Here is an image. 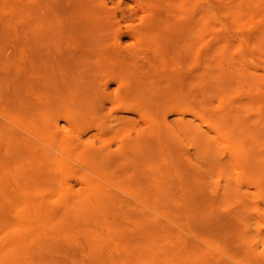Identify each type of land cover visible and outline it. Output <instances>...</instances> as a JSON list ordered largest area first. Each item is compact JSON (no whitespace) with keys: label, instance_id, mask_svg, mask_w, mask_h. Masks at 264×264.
I'll list each match as a JSON object with an SVG mask.
<instances>
[{"label":"rangeland","instance_id":"374dc122","mask_svg":"<svg viewBox=\"0 0 264 264\" xmlns=\"http://www.w3.org/2000/svg\"><path fill=\"white\" fill-rule=\"evenodd\" d=\"M76 1L0 0V264H264V0Z\"/></svg>","mask_w":264,"mask_h":264},{"label":"bare ground","instance_id":"6f19581e","mask_svg":"<svg viewBox=\"0 0 264 264\" xmlns=\"http://www.w3.org/2000/svg\"><path fill=\"white\" fill-rule=\"evenodd\" d=\"M77 1H78V0H77ZM77 1H76V3H75V4H76V7H78V6L80 7V5L84 4V5L81 6L82 9L79 8V9H80V12H79V13H81V16H83L84 14L87 13V15H85L83 18L85 19L86 17H87V18H88L89 16L91 17V19H90V17L87 19V20H89V21H87V20L85 21V20H84V22H83L84 25H87V27L90 28L89 25H90L91 23H94L97 27H96L94 24H91V26H94V27H95V28H94V27H91V28H93L94 30H101V29H98V28H100V26H101V28H102L103 26L100 25V23H101V24H103V23H102V22L99 23V21H100L99 16H98V15H95V17H94V16H91V15H94V13L96 12V10H95L96 8H95V7H94L95 9L93 8V9L95 10V11H94L93 9H91L90 6H87V5H89V4H88V3H89L88 0H86V1H88V3H87L85 0H83V1H82V4H80V3H81V0H80V2L78 1V3H77ZM157 1L159 2L160 0H157ZM157 1H155V2H157ZM161 1H163V0H161ZM83 2H84V3H83ZM85 2H86L87 5L85 4ZM84 6H87L88 9H89V7H90L91 10H88V11H87V8L84 7ZM83 7H84L85 9H84ZM83 9H84V10H83ZM82 10H83V12H81ZM85 10H86V11H85ZM97 10H98V9H97ZM93 11H94V13H93ZM88 12H90V14H89ZM91 12H92L93 14H92ZM159 12H160V14H158V11H157V14H156L157 16L155 15L156 17H154V20L156 21V19H158V18L161 17V19L163 18V22H164L163 24L161 23V24H162L161 26L164 27V26L170 25V24H169V21H168V20H169L168 18H166V19H168V20H166V21H168L167 23H166V21H164L165 19H164V16H163L164 14H163V13H166L165 10L163 9V11L160 10ZM162 12H163V13H162ZM82 13H83V14H82ZM95 14H97V13H95ZM162 14H163V15H162ZM160 15H161V16H160ZM165 15H166V14H165ZM96 16H98V17L96 18ZM92 17H93L94 19H93ZM166 17H167V15H166ZM129 18H130V17H129ZM96 19L99 20V21H96V22H98V23L95 22ZM161 19H158V21L160 22ZM91 20H94V22H93V21L91 22ZM154 20H153V22H152L153 24L151 23V25H153V26L155 27L154 30H158L159 27H160V26H159V23H158V21L156 22V23L158 24V29H157V25L154 24V23H155ZM101 21H102V20H101ZM81 22H82V20H81ZM86 22H88V24H87ZM89 22H90V24H89ZM161 22H162V20H161ZM79 23H80V22H79ZM83 23H82V24H83ZM85 23H86V24H85ZM97 24H98V25H97ZM177 24H179L180 26L177 25ZM177 24H175V26H173V27H175V28H176V27H177V28H178V27H181L180 22H179V23L177 22ZM77 25H78V26H77L78 29H80V28H82V29H86V28H84V26H82V25H79V24H77ZM151 25L148 26V24H147L146 27L148 26V27H147L148 29L150 28L151 30H153V26H151ZM182 25H183V24H182ZM163 27H162V31H161L162 33L160 34V36H162V37L159 36V38L157 39V40L159 41V42H158V43H159L158 45H160V43H163L162 41H164V40H163V38H164L163 36H164V34H165L166 32H165V27H164V29H163ZM168 27H171V26H168ZM89 28H88V29H89ZM91 28H90V29H91ZM96 28H97V29H96ZM147 28H146V29H147ZM93 29H92V30H93ZM102 29H104V27H103ZM150 29H149V30H150ZM166 29H167V27H166ZM168 29H169V28H168ZM178 30H179V29H178ZM181 30H182V27H181ZM83 31H84V30H83ZM159 31H160V30H159ZM166 31L169 32V30H166ZM164 32H165V33H164ZM166 34H168V33H166ZM102 36H103V37H102ZM101 37L104 38L105 36H104V35H101ZM178 38H179V36H178ZM159 39H160V40H159ZM161 39H162V41H161ZM102 40H104V39H97L96 42H95V44H96V43H99L98 41H100V43H102V42H103ZM105 40H106V41H105ZM105 40H104V45H105V43H108V42H107V39H105ZM155 40H156V39L154 38V40H153V41H154V44H156V43H155ZM166 40H168V39H167V35H166ZM169 40H170V42L172 43V39H170V37H169ZM169 40H168V41H169ZM108 41L110 42V40H108ZM150 41H151V44H152V43H153L152 39H151ZM173 41H174V40H173ZM175 41H176V40H175ZM179 41H180V40H179ZM170 42H167V43H170ZM100 43L98 44L99 46H98V45H95V47H96V46L98 47L97 49L95 48L96 50H98L99 48L103 49V46H102V44H100ZM145 43H146V42H143V44H145ZM171 43L169 44L170 46H171ZM173 43H174V42H173ZM177 43H178V41H177ZM177 43H175L176 46H177ZM146 44L148 45V43H146ZM149 44H150V43H149ZM154 44H152L153 47H154ZM163 44H164V43H163ZM182 44H184V47H185V43L182 42ZM106 45H107V44H106ZM106 45L104 46L105 48H106ZM110 45H111V43H110ZM110 45H108L107 52L111 55V51H114V50H115V52H118V51H119L118 54H117V53L115 54L114 52H112V55H113V56H114V55H117V57L119 58L118 55L121 53L120 51H121L123 48L121 49V47L119 48V47H115V46L113 45V46H114V49L112 50V48H111V51H110V50H109ZM141 45H142V44H141ZM167 45H168V44H167ZM116 46H117V45H116ZM176 46L173 47V45H172L173 48L170 47V48H169V49H171L170 51L168 50V48H166V47H168V46H166L165 49H164L163 51L161 50L162 46H160L161 48L158 47V46H156V47H158V48L155 47V48H156V49H155L156 52L154 53V56H152V57H153V58H156V56H158V55H156V54L158 53L159 56H160V58H162V56L160 55V53L162 54V52H164V51H167V52L169 51V52L171 53V51L174 50V48H177L178 46H181V41H180L179 45H178L177 47H176ZM146 47H148V46H146ZM184 47H183V48H184ZM105 48H104V49H105ZM115 48H116V49L119 48V49L116 50ZM181 48H182V47H181ZM181 48L179 47L178 49L181 50ZM101 49H99V51H100ZM104 49H103V50H104ZM120 49H121V50H120ZM157 49H160L161 52L158 51ZM166 49H167V50H166ZM184 49H185V48H184ZM103 50L100 51V52H101V53H104L105 50H104V52H103ZM124 50H126V49H124ZM128 50H129V49H128ZM128 50H127V51H124L123 54H125L126 52H128V55H129V53H131L132 50H131V49H130L131 51H128ZM84 51H85V50H84ZM109 51H110V52H109ZM152 51H153V50H152ZM176 51H177V50L175 49L174 52H176ZM93 52H94V51H93ZM97 52H98V51H97ZM122 52H123V51H122ZM169 52H168L167 54H166V53H163L162 55H164V56L166 57V55H167V56H168V54L170 55ZM172 52H173V51H172ZM174 52H173V53H174ZM179 52H180V53L182 52V54H184V53H188L187 50L183 52V49H182L181 51H179ZM81 53H82V52H81ZM94 53H95V52H94ZM108 53H107V54H108ZM134 53H135V54L137 53V55H138V52H136V50H135V52L133 51V54H130V56L132 55V56L134 57V55H135ZM151 53H152V52H151ZM83 54H84V53H82L81 56H84V58H85V56H86V60H87V61H86L85 59H84L85 61H80V62H83V64L81 65V67L83 66V67H82L83 69H85V67H86V68H87V67L90 68L88 65H86V64H84V63L86 62V63L88 64V62H89V63H90V66H91V63L94 65V63L91 62V60H94V59H92V58H95L96 55L92 53L94 56L91 55V56H92V57H91L90 55H85V54L83 55ZM104 54H105V53H104ZM104 54H102V55L105 56ZM123 54L121 53L120 55H121V56H124ZM126 54H127V53H126ZM165 54H166V55H165ZM110 55H107V57H110ZM137 55H136V57H137ZM174 55L177 56L176 54H174ZM87 56H90V57L88 58ZM164 56H163V57H164ZM76 57H77V56L75 55V57H73V58H76ZM79 57H80V56H79ZM99 57H100V54H99ZM101 57H102V56H101ZM107 57H106L105 59H104V57H102V59H104V60H106V59H108V60H111V59L114 60V59H116L115 57H110V58H107ZM136 57H134L135 60H136ZM165 57H164V58H165ZM172 57H173V59H175L173 55H172ZM87 58H88V59H87ZM96 58H97V56H96ZM121 58L124 59V58H128V57H127V56H124V57H121ZM164 58H163V59H164ZM178 58H179V57H178ZM182 58H183V57H182ZM90 59H91V60H90ZM98 59H100V58H98ZM119 59H120V58H119ZM129 59H131V61H132V57H131V58L129 57L128 60L126 59L127 61H125V62H130V63H131V61H129ZM163 59H162V60H163ZM166 59H167V60H166ZM166 59H164V62L162 61V62H163V66H164V67H163L164 70H162V71H163L164 74H163V73L160 74L159 71H158L157 69H155L156 65H154L153 67H152V65H150V66H149V65L146 66V67H148V68H146L145 65H142V64H141L142 66L139 65V66H140V67H139L140 69H141V68L143 69V66H144V69H145V68L148 69V71H146L147 74L145 73V70H144V69H143V70H144L143 74H141L142 72L140 73V71H142V69L139 70V73H140L139 75L142 77V79H143V78H146V77H143L144 75L146 76V75L150 74V72H151V74H150L151 76H150V77L148 76V77H149V78H152V80H154V83L149 84L148 86H150V85L152 86L153 84H155L154 86H152L153 89H154V88L156 89V90L154 89L155 91H158V89L160 90L161 87H162V88H165V87H163V85H165V83H166V82H165V80H166V75H167V78L169 77V78H168L169 80L167 79V82H169V81L171 80V81H170L171 83H168V84H172V85H171V88H170V87H168V88H169V89H172V90H173V88H174V90H175V89H176L175 87H177V84L175 83L176 79L178 78L177 71H174L175 73H172V76H171V73H170V75H169V72H173V71H170V69L168 68V67L171 65V62H170V61L173 62V60H172V58H171V60H168V58H166ZM89 60H90V61H89ZM108 60H106V61H107V64L111 62V61H108ZM124 60H125V59H124ZM152 60H153V61H152ZM177 60H178V59H177ZM99 61H100V62H99ZM99 61H98V63H97V61H95V63H97V65L100 64V65H98V66H99L98 69H97L98 66H96V64H95L94 66H91V68H90L91 70H94V71H95V70H98L99 74H100V72L102 73V71L99 70L100 68H101V70L104 68V70H105L106 72H109V71H110V68H112L111 70H114V69L116 70L117 68H116L115 66L118 67V66L121 65V64L123 65V62H124V61L122 62L121 60H119V61L116 60L118 64H119V62L121 61V64L118 65V64L115 63V60H114L113 62H114L116 65L114 64L113 67H112L110 64H108V67H107V68H108L109 70H107V69H105L106 67H101V66H102L101 64L104 65V61H103V60H99ZM106 61H105V64H106ZM147 61H150V63L152 64V62H153V63H154V62L156 63V62L158 61V59H156V60H155V59H151V60H147ZM166 61H168V62L165 63ZM77 62H78V61H77ZM102 62H103V63H102ZM113 62H112V63H113ZM135 62H136V61H135ZM159 62H161V61H159ZM169 62H170V63H169ZM174 62H176V59H175ZM177 62H178V61H177ZM179 62H180V61H179ZM75 63H76V62H75ZM145 63H146V62H145ZM155 63H154V64H155ZM164 63H165V65H164ZM168 63H169L170 65H168ZM124 64H125V63H124ZM156 64L158 65V63H156ZM161 64H162V63H161ZM173 64H174V63H173ZM79 65H80V63H79ZM79 65H75V66H79ZM85 65H86V66H85ZM122 65H121V66H122ZM126 65H127V64H126ZM132 65H133V64L131 63V64H128V66H125V68L128 67V68L126 69V71H129V72H130V71L132 70V68H130V67H132ZM166 65H168V67H166ZM95 66H96V68L94 69L93 67H95ZM104 66H105V65H104ZM110 66H111V67H110ZM121 66H120V67H121ZM137 66H138V65H136L135 68H137V72H138V67H137ZM177 66H178V65H177ZM109 67H110V68H109ZM123 67H124V66H123ZM149 67H150V69H149ZM157 67L159 68V66H157ZM165 67H166V68H165ZM172 67H173V65H172ZM78 68H80V66H79ZM82 68H81V69H82ZM92 68H93V69H92ZM121 68H122V67H121ZM121 68H118V69H120V72H119V70H116L115 72H114V71H111V72L114 73L115 77H117V75H116L117 71H118V73H119L120 75L123 73L124 75H121V76H124V77L128 78V80L126 81L127 85H126V83H125V84L122 85V86L125 87V85H126V88H127V87H129V86H128V83H129L128 81H130V83H129V85H130V84L132 83V81H131V76H133V77H132V80H134L133 78H134V75H135V74H134L133 71H132L133 75H132V73L130 72V75H131V76L128 77L129 74H128V72H126V71L124 70L125 68H124V69L122 68V69H123V70L126 72V74H128V75H126V74L124 73V71L121 70ZM151 68H153V70H154V69L156 70V71L154 70L155 73H152L153 70H151ZM163 68H162V69H163ZM76 69H77V68H76ZM81 69H79L80 71H79L78 69H77V70H78L79 72H81ZM128 69H129V70H128ZM133 69H134V67H133ZM77 70H76V71H77ZM165 70H166V73L164 72ZM167 70H168V71H167ZM174 70H176L175 67H174ZM105 71H103V72H105ZM134 71H136V70H134ZM83 72H84V71H83ZM106 72H105V73H106ZM137 72H135V73H137ZM160 72H161V71H160ZM167 72H168V73H167ZM118 73H117V74H118ZM144 73H145V74H144ZM156 73H159L160 75L158 74V76H161V77H157V74H156ZM92 74H93V76H95V75L98 74V73L95 72V74H94V73L92 72ZM106 74H107V73H106ZM152 74H153V76H152ZM162 74H163V75H162ZM173 74H175L176 76H173ZM101 75L103 76V74H100V76H99V75H97V76H99V77L101 78ZM107 75H108V74H107ZM107 75H105V76H107ZM120 75H119V77L121 78ZM137 75H138V74H137ZM142 75H143V76H142ZM168 75H169V76H168ZM97 76H95L94 78H98ZM140 76H138V78H139ZM154 76H155V77H154ZM162 76H163V77H162ZM164 76H165V78H164ZM141 77H140V79H141ZM153 77H154V79H153ZM171 77L174 79V81L172 80ZM129 78H130V79H129ZM138 78L136 77L135 80L138 79ZM156 78H157V79H156ZM159 78H160V79L163 78V79L160 80ZM170 78H171V79H170ZM142 79H141V80H142ZM158 79H159V80H158ZM98 80H99V79H98ZM135 80L133 81L132 84L136 83ZM138 80H139V79H138ZM146 80H148V79H146ZM178 80H179V79H178ZM150 81H151V80H150ZM156 81H157V83H155ZM162 81L164 82V84H161V83H163ZM121 82H123V81H121ZM142 82H143V81H142ZM142 82H141V83H142ZM144 82H145V81H144ZM151 82H152V81H151ZM160 82H161V83H160ZM173 82H174L176 85H175ZM138 83H139V81H137V84H136L137 86L131 84L132 86H135V88L132 87V86H131L132 88L129 87L130 90H132V92L135 91V89H136V87H138V85H139V86H140V85H144V83H143V84H141V83L138 84ZM148 83H149V81H147V84H148ZM158 83H159V84H158ZM120 84H121V83H120ZM157 85H158V87H157ZM120 86H121V85H120ZM160 86H161V87H160ZM168 86H169V85H168ZM172 86H175V87L172 88ZM118 87H119V86H118ZM123 87H121L120 89H123ZM168 88H166V90H169ZM120 89H119V90H120ZM147 89H148V87H147ZM153 89H152V88H151V89H148V91L151 90L150 92H153V91H152ZM116 90H118V89H116ZM161 90H162V89H161ZM172 90H171V91H172ZM174 90H173V91H174ZM120 91H121V90H120ZM126 91H127V90H126ZM144 91H146V90H144ZM171 91H170V92H171ZM114 92H115V91H114ZM160 92H161V91H160ZM127 93H128V92H127ZM129 93L132 94L131 97L133 98V96H134L133 93H131V91H129ZM144 93H145V92H143V94H144ZM155 93H156V92H155ZM115 95H116V94H115ZM115 95H114V96H115ZM126 95H127V94H126ZM126 95H125V99H126V97H128V96L130 97V95H128V96H126ZM107 97H111V96H107ZM129 97H128V98H129ZM131 97H130V100H131ZM114 98H115V97H114ZM128 98H127V99H128ZM112 99H113V98H112ZM122 99H123V98H122ZM133 100H134V99H133ZM133 100H131V101H133ZM134 101H135V100H134ZM120 102H121V101H120ZM149 107H151V105H150ZM154 113H155V111H154ZM157 113H158V112H157ZM155 114H156V113H155ZM157 115H158V114H156L155 117H157Z\"/></svg>","mask_w":264,"mask_h":264}]
</instances>
